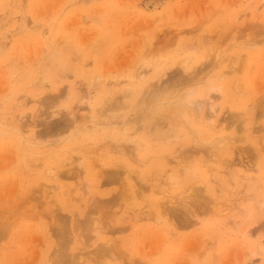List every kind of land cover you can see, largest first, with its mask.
I'll return each instance as SVG.
<instances>
[{
	"label": "rangeland",
	"instance_id": "1",
	"mask_svg": "<svg viewBox=\"0 0 264 264\" xmlns=\"http://www.w3.org/2000/svg\"><path fill=\"white\" fill-rule=\"evenodd\" d=\"M144 1L0 0V264H264V0Z\"/></svg>",
	"mask_w": 264,
	"mask_h": 264
},
{
	"label": "bare ground",
	"instance_id": "2",
	"mask_svg": "<svg viewBox=\"0 0 264 264\" xmlns=\"http://www.w3.org/2000/svg\"><path fill=\"white\" fill-rule=\"evenodd\" d=\"M159 0H145L143 5H144V8H156L159 6ZM32 24H34L32 21H31ZM7 26V25H6ZM26 27V26H25ZM45 32V31H44ZM53 39V38H51ZM50 41V40H49ZM53 44V43H52ZM54 50V49H53ZM212 61V59H210ZM172 83V82H171ZM159 85V84H158ZM157 87H152L153 85H150L152 88L149 89V87L146 89V93L144 94V97L140 100H138L136 103L134 102L132 104V111H133V125L134 127H136L137 124H141L144 128L146 129H150L151 132L150 133H153V134H156V135H159L161 134L160 132V129L159 128H162L160 127L159 125V122H161L160 120H165L166 122H168L171 117H170V111H164L166 110L165 106L166 105H170V104H167L171 98L172 100L175 101H171V105H173L174 107L178 108L181 112L185 111L186 113H190L186 103L184 104V94L182 95V93L179 95V93H176V98L173 99L172 95H174L175 93V90L173 89L172 93H170L169 91H167L169 89V86H168V83H165L163 84L162 86H158ZM184 96V97H183ZM113 101V102H112ZM106 106L104 107V110L103 111H108V112H111V110H116V111H120L122 105L120 103V101L118 100L117 102L114 101V100H111L108 104H105ZM172 107V108H174ZM164 109V110H163ZM212 113H214L212 111ZM120 116V115H119ZM212 116V115H211ZM113 117H115V113L112 114L111 116V119H113ZM125 117L124 114H122V116L119 117L120 120H123V118ZM126 118V117H125ZM124 118V119H125ZM127 119V118H126ZM111 121V120H110ZM126 121H122V123H125ZM129 122V121H128ZM161 124V123H160ZM163 125V124H162ZM127 125H121L120 129L118 131H120V133H127L129 132V130L127 129L126 127ZM131 127V126H130ZM133 127V126H132ZM133 127V128H134ZM131 129V128H130ZM143 129V128H142ZM132 131V129L130 130ZM167 131V130H166ZM169 131V129H168ZM169 134V133H168ZM34 136V135H33ZM122 143H130L129 140H127L126 138H123L121 140ZM214 147V146H213ZM125 148V147H124ZM123 147H121L122 150H124ZM212 148V147H211ZM214 150V148H213ZM128 151V149L126 150V152ZM209 151L211 152L212 149L209 148ZM27 152L31 155H36L35 152H33V150L30 148V149H27ZM26 152H24V154H28ZM207 153L209 155V152L207 150ZM211 154V153H210ZM33 155V156H34ZM207 155V156H208ZM30 156V155H29ZM206 156V157H207ZM36 157V156H34ZM209 157V156H208ZM30 158H33V157H29V158H26V159H29ZM203 158V157H202ZM189 159V158H188ZM204 159V158H203ZM205 161L207 159H204ZM207 162H210V161H207ZM60 163V162H59ZM182 165L181 167L185 170V172H188V170L190 169V167H187L188 164L190 163L189 161L187 162H183L182 161L180 162ZM185 163V165H184ZM184 166V167H183ZM51 169H48L47 170V173L46 174H49L51 173ZM124 174V172H123ZM113 177H111V179L113 178V180H116L117 179V176H118V173H114L112 175ZM175 178H171L170 180H173ZM176 180V179H175ZM172 182V181H171ZM171 185H173L174 183H171ZM179 196V197H178ZM178 196V198H180L181 196H183V193H180ZM171 200H173L172 197H170ZM168 203H171L170 201H167ZM53 213V212H52ZM56 216V215H55ZM64 220V219H63ZM88 223V222H87ZM68 225V224H67ZM62 228H65L64 226V223L60 225ZM67 227V226H66ZM96 233V231H94ZM67 233V232H66ZM98 233V232H97ZM59 234L60 235H63L62 234V230L60 229L59 231ZM64 236H65V232H64ZM66 237V236H65ZM65 237L63 239H65ZM61 238V237H60ZM62 242H64V246L65 244V241L63 240ZM61 242V243H62ZM66 242H67V239H66ZM60 247V245H59ZM66 247V246H65ZM104 250V249H103ZM105 251V250H104ZM60 255V254H59ZM61 257V256H60ZM65 257V256H64ZM68 258V257H67ZM58 259V258H57ZM75 259L77 261V258L75 257H71L67 260V262H69V264H77L75 262ZM64 260V259H63ZM62 260V262L64 263V261ZM61 261V260H59ZM58 264V263H57ZM251 264H254V263H251Z\"/></svg>",
	"mask_w": 264,
	"mask_h": 264
}]
</instances>
